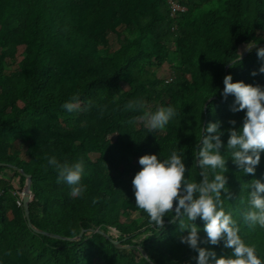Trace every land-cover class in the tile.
<instances>
[{
    "label": "trees",
    "instance_id": "16d2710c",
    "mask_svg": "<svg viewBox=\"0 0 264 264\" xmlns=\"http://www.w3.org/2000/svg\"><path fill=\"white\" fill-rule=\"evenodd\" d=\"M171 3L183 11L172 13ZM258 47L264 0H0V173L13 171L15 181L0 176V264H196L198 253L179 241V218L169 213L163 229L150 224L136 207L132 180L140 157L163 161L173 150L184 154L186 178L200 179L195 154L203 129L221 122L224 152L228 122L239 128L245 116L231 111L234 96H222L224 78L264 88ZM164 64L167 77L158 74ZM73 96L81 110L70 113L62 105ZM138 100L144 109H125ZM167 106L177 115L163 130L128 123ZM53 156L83 162L81 196L57 182ZM226 167L233 198L224 210L264 261V229L248 228L241 215L246 183L264 182V153L255 176L231 160ZM26 176L30 227L13 195ZM195 223L203 241L204 222ZM200 246L217 258L231 254L223 242Z\"/></svg>",
    "mask_w": 264,
    "mask_h": 264
},
{
    "label": "clouds",
    "instance_id": "9594fccd",
    "mask_svg": "<svg viewBox=\"0 0 264 264\" xmlns=\"http://www.w3.org/2000/svg\"><path fill=\"white\" fill-rule=\"evenodd\" d=\"M246 47L250 51L256 45L248 44ZM256 55L264 61V47H258ZM259 73L264 74V65L259 68ZM257 74L256 71L251 73L252 76ZM223 84L222 96L225 99L229 95L235 97L231 111H245L239 128L235 120L228 122L231 127L227 130L229 138L224 152L228 153L229 158L225 159L221 151L225 147L221 139L224 135L220 131L221 122L209 123L203 129L195 154V166L199 169L200 179L192 181L186 178L188 169L183 153L178 154L173 150L163 161L157 155H144L139 158L141 170L132 180L135 204L147 214L149 223L156 228H164V218L169 213L173 218H179V241L198 253L193 258L196 264H264L258 258L255 246L246 244L239 235L240 227L232 214L224 210V202L233 198L225 175L228 160L243 175L255 176L261 153H264V88L243 82L233 83L231 75L224 78ZM62 108L70 113L81 110L79 97L73 96L71 102H65ZM144 108L142 100L130 101L125 105L128 111ZM176 115L172 106L159 107L155 112L145 111L142 116L133 117L128 123L142 124L148 132H154L163 130ZM48 164L57 169V182L71 187V196L83 194L85 189L80 185L84 172L82 161L60 163L53 156L48 158ZM246 189L248 207L241 214L243 222L250 229L257 226L264 229V182L253 179L246 183ZM243 190L245 185L241 187ZM96 202L94 199L93 203ZM198 218L204 222L206 239L203 241L199 235L201 229L195 223ZM185 232L187 235H183ZM221 242L225 249L231 250L230 255L217 258L215 251L200 246L201 243L219 246ZM147 261L151 264L150 258Z\"/></svg>",
    "mask_w": 264,
    "mask_h": 264
},
{
    "label": "rangeland",
    "instance_id": "374dc122",
    "mask_svg": "<svg viewBox=\"0 0 264 264\" xmlns=\"http://www.w3.org/2000/svg\"><path fill=\"white\" fill-rule=\"evenodd\" d=\"M109 41H110V44L113 48L117 47L115 38L113 36L109 35ZM20 52H21V49L18 50L17 61L21 60ZM169 73H170V68H169V65H167V64H164L161 68L158 69V74L160 76L167 77ZM124 88H126V87L124 86ZM0 176L5 177V178H10L14 181V172L13 171L3 170V171H1ZM109 233L113 238H117V234L115 233L114 230H110Z\"/></svg>",
    "mask_w": 264,
    "mask_h": 264
},
{
    "label": "water",
    "instance_id": "95a60500",
    "mask_svg": "<svg viewBox=\"0 0 264 264\" xmlns=\"http://www.w3.org/2000/svg\"><path fill=\"white\" fill-rule=\"evenodd\" d=\"M21 199H22V207H23V211H24V217L27 221V225L28 227L31 226L30 222H29V209H28V205H29V202H30V199H31V194H30V176H26V181H25V185H24V189L22 191V196H21ZM35 233H41V234H44L40 231H37V230H34ZM83 231L80 232V234L78 235V238L81 236ZM108 239L110 241H112L109 237ZM113 245L118 247L117 245V242L115 241H112Z\"/></svg>",
    "mask_w": 264,
    "mask_h": 264
},
{
    "label": "built area",
    "instance_id": "2783aa9c",
    "mask_svg": "<svg viewBox=\"0 0 264 264\" xmlns=\"http://www.w3.org/2000/svg\"><path fill=\"white\" fill-rule=\"evenodd\" d=\"M171 10H172V13H174V12H176V11H181V12L183 11L182 8H180L179 6H177V5H175V4H172V3H171ZM168 81H170V79H168V80L166 81V83H167ZM1 194H2V191L0 190V195H1ZM13 195H16V196H17V199H16V205H17V206H21V204H22V199H21L22 192H21V193H16V192H14Z\"/></svg>",
    "mask_w": 264,
    "mask_h": 264
}]
</instances>
